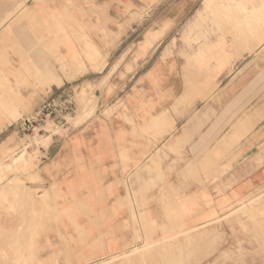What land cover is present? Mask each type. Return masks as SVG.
<instances>
[{
    "label": "crops",
    "instance_id": "obj_1",
    "mask_svg": "<svg viewBox=\"0 0 264 264\" xmlns=\"http://www.w3.org/2000/svg\"><path fill=\"white\" fill-rule=\"evenodd\" d=\"M161 1L0 0V75L24 83L19 92L27 109L19 112L28 113L5 122L0 137L16 132L23 119L75 82L95 87L96 118L74 122L65 137L52 138L33 157L32 191L38 198L48 194L49 206L62 211L36 237L31 264H92L145 243L152 226L168 223L165 209H177L176 217L170 215L176 226L192 228L264 185V124L255 140L242 141L241 158L220 164L226 171L219 177L221 170L206 179L200 169H186L200 161L196 154L180 162L154 149L186 122L172 110L184 90L182 76L165 72L171 58L153 63L150 55L162 41L147 40L159 31L146 24ZM143 48L147 53L139 56L136 50ZM168 115L171 126L155 121ZM191 124L194 133L202 126ZM154 128L159 141L153 140ZM1 221L13 224L4 215Z\"/></svg>",
    "mask_w": 264,
    "mask_h": 264
},
{
    "label": "rangeland",
    "instance_id": "obj_2",
    "mask_svg": "<svg viewBox=\"0 0 264 264\" xmlns=\"http://www.w3.org/2000/svg\"><path fill=\"white\" fill-rule=\"evenodd\" d=\"M146 27L159 31L147 40L162 41L150 54L153 63L171 58L165 72L181 75L184 81L182 96L172 108L175 115L185 116L184 127L154 149L159 147L158 152L173 154L180 162L196 154L200 161H191L186 169H200L206 179L218 170L217 176H222L226 170L220 164L241 158L242 141L255 140L257 128L264 124V0H162ZM139 33L134 35L137 41ZM136 53L143 56L147 49ZM23 84L0 75V129L5 122L16 123L28 115L19 112L27 109L19 92ZM94 92L91 84L75 82L74 89L64 88L51 98H71L55 115L42 116L28 131L12 128L0 137V264H31L39 243L36 237L46 222L59 220L62 210L52 209L48 194L38 198L29 185L35 180L29 175L33 157L45 152L52 138L65 137L74 122L96 118ZM167 120L171 126V115L155 119ZM193 121L202 125L196 133L189 127ZM205 123L210 126L204 129ZM161 136L154 128L153 140ZM250 149L256 152V145ZM176 212L165 209L168 223L152 226L145 243L92 264H264V185L200 226H176ZM2 215L13 224L2 222Z\"/></svg>",
    "mask_w": 264,
    "mask_h": 264
},
{
    "label": "built area",
    "instance_id": "obj_3",
    "mask_svg": "<svg viewBox=\"0 0 264 264\" xmlns=\"http://www.w3.org/2000/svg\"><path fill=\"white\" fill-rule=\"evenodd\" d=\"M69 98V100H68ZM71 98L69 96H61L56 101L55 99L49 100L45 102L39 110H37L31 117L25 118L21 121V123L17 126L18 132H25L34 127V123H36L42 116L52 117L58 112V108L66 103H70ZM73 109V108H72ZM71 108H68L66 111H71Z\"/></svg>",
    "mask_w": 264,
    "mask_h": 264
},
{
    "label": "bare ground",
    "instance_id": "obj_4",
    "mask_svg": "<svg viewBox=\"0 0 264 264\" xmlns=\"http://www.w3.org/2000/svg\"><path fill=\"white\" fill-rule=\"evenodd\" d=\"M211 8V7H210ZM221 15V14H220ZM218 18H219V16H218Z\"/></svg>",
    "mask_w": 264,
    "mask_h": 264
}]
</instances>
